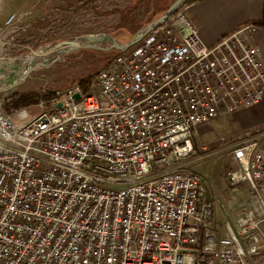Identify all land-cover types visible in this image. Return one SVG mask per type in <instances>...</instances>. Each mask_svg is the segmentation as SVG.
<instances>
[{"label":"built area","instance_id":"1","mask_svg":"<svg viewBox=\"0 0 264 264\" xmlns=\"http://www.w3.org/2000/svg\"><path fill=\"white\" fill-rule=\"evenodd\" d=\"M255 29L206 46L181 7L85 91L16 110L17 124L0 104V264H264V131L214 141L236 165L229 190H249L224 236L208 226L201 177L183 167L197 125L264 98Z\"/></svg>","mask_w":264,"mask_h":264},{"label":"rangeland","instance_id":"2","mask_svg":"<svg viewBox=\"0 0 264 264\" xmlns=\"http://www.w3.org/2000/svg\"><path fill=\"white\" fill-rule=\"evenodd\" d=\"M174 1L172 0V3ZM250 1L196 0L190 4H183L179 9L181 7L186 8L188 18L198 30L199 39L204 45L210 46L222 35L247 20L253 22L256 26L258 18H254V15L259 14L260 11L264 12V6L262 7L261 0L259 6L256 2L255 6L250 5ZM73 2L74 0H46L43 6L33 10L34 17L27 24L18 25L16 14H14L15 18L12 25L5 24L0 34V41H3L6 45V49L2 52L0 58V70L4 69L0 73L1 88L12 84L13 81L18 79L16 72H13L10 76L6 75V70H9L8 72L11 70L9 68L10 62L14 67H17L22 56L40 46L55 41L70 40L86 33L84 29L85 18H82V16L72 18L67 13H57V10L65 8ZM161 14H157L153 19ZM261 22H264V19L259 23ZM99 32L107 31L100 30ZM109 33L116 36L121 42L128 40L123 29L112 30ZM35 39H38L37 46L32 45V41ZM66 56L59 58L49 67H39L24 81L15 84L4 93H0L2 109L4 110L5 107L6 100L4 98L13 92L39 91L46 88L57 89L58 92H62L69 85L68 83L75 79L76 74L82 73L88 68L87 63L81 65L74 63V59L79 61L83 54H75L69 59ZM24 108L27 109L30 115L47 111V106L40 108L39 106H28ZM13 111H9V113L12 112V122L17 124L19 120L16 111ZM254 129L264 131V106L261 103L239 107L229 114L197 125L195 128L196 134L193 137L195 153L184 160L183 167L197 173L204 183L207 197L212 201L214 208L212 220L208 222V226L221 236L225 235L223 229L225 223L232 224L235 222L237 203L248 196L249 190L247 183H242L235 192L229 190L225 172L229 168H235L236 165L229 150L213 147L214 141L219 136H236ZM202 147L205 149L202 150ZM250 259L256 262L259 256H250Z\"/></svg>","mask_w":264,"mask_h":264},{"label":"trees","instance_id":"3","mask_svg":"<svg viewBox=\"0 0 264 264\" xmlns=\"http://www.w3.org/2000/svg\"><path fill=\"white\" fill-rule=\"evenodd\" d=\"M193 1L196 0H187L184 5ZM171 3L172 0H74L67 7L57 10V13H67L72 18L80 16L85 18V34L98 33L100 30L107 31L106 33L110 34L109 32L112 30L123 29L129 40L140 28L149 24L157 14H163ZM256 26L264 27V22H257ZM111 36L119 41L116 36ZM37 40L32 41L33 46L38 45ZM78 53L83 54V57L79 61L74 59V63L76 65L87 63L88 68L82 73L76 74L75 79L70 81L67 87L78 84L80 89L85 91L95 73L104 67L118 51L84 48L70 52L66 57L69 59ZM57 93V89L50 88L39 91L30 90L22 93L13 92L4 98L6 100L4 111H16L24 107L37 106L43 103L44 106H47L46 103L56 96Z\"/></svg>","mask_w":264,"mask_h":264},{"label":"water","instance_id":"4","mask_svg":"<svg viewBox=\"0 0 264 264\" xmlns=\"http://www.w3.org/2000/svg\"><path fill=\"white\" fill-rule=\"evenodd\" d=\"M187 0H175L168 9L159 17L153 19L149 24L140 28L131 39L126 42L117 41L110 34L106 32H98L93 34H82L76 36L70 40L64 41H55L52 43L45 44L40 46L28 54L22 56L21 60L18 61V66L14 67L13 64L9 63L10 72H6L7 76L12 75L13 72H16L18 79L13 81L12 84L5 86L4 88L0 87V93H4L9 88H12L15 84H18L24 81L29 77L33 72H35L39 67H49L59 58L65 57L67 54L73 51H77L84 48H95V49H104L106 51L115 50L118 52H124L128 48L136 44L140 38L153 29L155 26L162 24L170 15H172L180 6H182ZM105 47H102L104 46ZM17 62V61H16ZM3 69L0 70L2 73ZM75 99L78 98V94H74ZM60 104H57L56 107H59Z\"/></svg>","mask_w":264,"mask_h":264},{"label":"crops","instance_id":"5","mask_svg":"<svg viewBox=\"0 0 264 264\" xmlns=\"http://www.w3.org/2000/svg\"><path fill=\"white\" fill-rule=\"evenodd\" d=\"M255 2L257 3V6L260 5V0H255V1L251 0L249 4L250 5L253 4L255 6ZM44 3H46V0H0V34L5 27V20L8 17V15L16 14L17 16L16 22L18 25L22 26L24 24H27L29 21L33 19L34 17L33 10L40 8L41 6L44 5ZM261 4L263 7L264 0H261ZM254 18H258L257 19L258 22L262 21L264 19V12L260 11L259 14L254 15ZM247 24H253V22L247 20L246 22L241 23L238 27L225 33L220 38L230 34L231 32L238 30L239 28ZM253 25L255 26V24ZM255 27L256 29L253 32V34L255 35L253 39L251 38V41L253 44H255L260 48L262 60L264 62V27H257V26ZM260 103L264 106V98L258 104Z\"/></svg>","mask_w":264,"mask_h":264},{"label":"bare ground","instance_id":"6","mask_svg":"<svg viewBox=\"0 0 264 264\" xmlns=\"http://www.w3.org/2000/svg\"><path fill=\"white\" fill-rule=\"evenodd\" d=\"M178 9H179V8H178ZM178 9H177V10H178ZM177 10H176L173 14H175V13L177 12ZM173 14H172V15H173ZM172 15H170V16H172ZM170 16H169V17H170ZM169 17H168V18H169ZM5 49H6V45H5L3 42H1V43H0V58H1L2 52H3ZM3 62H4V61H3ZM3 62H2V63H3ZM3 70H4V69H3ZM6 71L8 72L9 70H6ZM18 76H21V74L16 75V77H18ZM0 84H2V83L0 82Z\"/></svg>","mask_w":264,"mask_h":264}]
</instances>
